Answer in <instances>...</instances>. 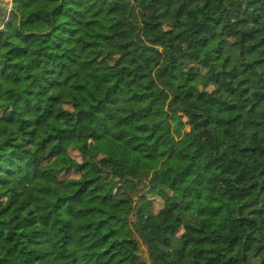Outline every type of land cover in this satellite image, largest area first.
Returning <instances> with one entry per match:
<instances>
[{
  "label": "trees",
  "instance_id": "1",
  "mask_svg": "<svg viewBox=\"0 0 264 264\" xmlns=\"http://www.w3.org/2000/svg\"><path fill=\"white\" fill-rule=\"evenodd\" d=\"M5 9L0 264H264V0Z\"/></svg>",
  "mask_w": 264,
  "mask_h": 264
},
{
  "label": "rangeland",
  "instance_id": "2",
  "mask_svg": "<svg viewBox=\"0 0 264 264\" xmlns=\"http://www.w3.org/2000/svg\"><path fill=\"white\" fill-rule=\"evenodd\" d=\"M2 1L3 2L5 1L6 3H8L7 4L8 7H6L5 9L7 10V14H8L9 10L11 9V0H2ZM263 68L264 66L260 67L259 69H263ZM143 131L144 129H137V132L142 133ZM101 145H102L101 141L92 140L90 142V148H89L90 152L93 155H96L99 152ZM153 201H154L153 211L158 212V210L162 207V201L158 198H154ZM107 208L110 210L111 213H120L123 210V207L119 205H116V206L108 205ZM142 249L145 251V247H142Z\"/></svg>",
  "mask_w": 264,
  "mask_h": 264
},
{
  "label": "crops",
  "instance_id": "3",
  "mask_svg": "<svg viewBox=\"0 0 264 264\" xmlns=\"http://www.w3.org/2000/svg\"><path fill=\"white\" fill-rule=\"evenodd\" d=\"M7 4H8V3H6L5 1L3 2L2 0H0V5H1V6H4V7L6 8V7H8Z\"/></svg>",
  "mask_w": 264,
  "mask_h": 264
},
{
  "label": "water",
  "instance_id": "4",
  "mask_svg": "<svg viewBox=\"0 0 264 264\" xmlns=\"http://www.w3.org/2000/svg\"><path fill=\"white\" fill-rule=\"evenodd\" d=\"M9 9H10V7H9Z\"/></svg>",
  "mask_w": 264,
  "mask_h": 264
}]
</instances>
